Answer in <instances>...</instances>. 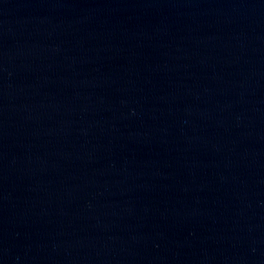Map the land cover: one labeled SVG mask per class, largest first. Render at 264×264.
Masks as SVG:
<instances>
[{"label": "water", "instance_id": "water-1", "mask_svg": "<svg viewBox=\"0 0 264 264\" xmlns=\"http://www.w3.org/2000/svg\"><path fill=\"white\" fill-rule=\"evenodd\" d=\"M0 264H264V0H0Z\"/></svg>", "mask_w": 264, "mask_h": 264}]
</instances>
